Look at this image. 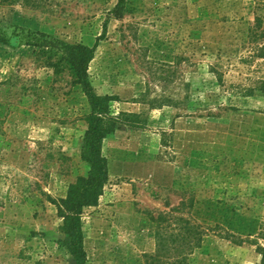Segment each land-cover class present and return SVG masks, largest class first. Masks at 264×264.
Masks as SVG:
<instances>
[{
	"label": "rangeland",
	"instance_id": "rangeland-1",
	"mask_svg": "<svg viewBox=\"0 0 264 264\" xmlns=\"http://www.w3.org/2000/svg\"><path fill=\"white\" fill-rule=\"evenodd\" d=\"M117 3L0 0L8 35L97 41L95 92L114 98V114L142 122L102 140L107 180L81 214L85 264H145L156 228L174 234L176 216L202 227L188 264L258 263L264 0H123L114 11ZM35 50L0 43V264H76L61 243L59 206L89 171L81 152L90 107Z\"/></svg>",
	"mask_w": 264,
	"mask_h": 264
},
{
	"label": "trees",
	"instance_id": "trees-1",
	"mask_svg": "<svg viewBox=\"0 0 264 264\" xmlns=\"http://www.w3.org/2000/svg\"><path fill=\"white\" fill-rule=\"evenodd\" d=\"M122 3L123 0H118L114 11L119 10ZM12 39L33 46L39 64L50 68L53 74L66 72L71 85L81 89L90 107L89 113L83 116L86 130L81 152V158L88 164L89 171L86 176L77 178L69 186L67 197L59 206L65 210L62 215L61 232L66 239L61 243L76 264H85L81 214L85 207L97 203L107 180V160L101 152L102 140L121 125L139 127L142 122L137 120L139 116L134 113L114 114L111 104L114 98L109 95L101 96L95 92L89 80L88 64L94 56L97 41L92 46L69 43L51 34L31 30H21L20 34L13 32L8 35L0 27V43L8 44ZM184 206L185 204L180 202L176 210L180 211ZM166 219L165 214H159L157 221L163 222ZM174 222L178 229L169 236L161 233L162 228L157 224L156 250L146 256L145 264H188L191 251L200 244L202 227L182 216H176ZM258 237H261L263 242L256 247L260 254V261L256 264H264V230L260 231Z\"/></svg>",
	"mask_w": 264,
	"mask_h": 264
}]
</instances>
